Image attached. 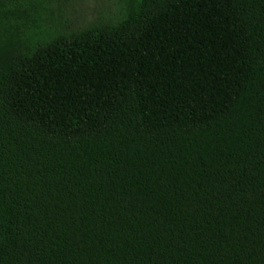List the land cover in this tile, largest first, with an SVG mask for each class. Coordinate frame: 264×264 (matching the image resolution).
<instances>
[{
  "label": "trees",
  "instance_id": "obj_1",
  "mask_svg": "<svg viewBox=\"0 0 264 264\" xmlns=\"http://www.w3.org/2000/svg\"><path fill=\"white\" fill-rule=\"evenodd\" d=\"M0 0V264H264V0Z\"/></svg>",
  "mask_w": 264,
  "mask_h": 264
},
{
  "label": "rangeland",
  "instance_id": "obj_2",
  "mask_svg": "<svg viewBox=\"0 0 264 264\" xmlns=\"http://www.w3.org/2000/svg\"><path fill=\"white\" fill-rule=\"evenodd\" d=\"M91 2H93V0H90V1H89V5H93V3H91Z\"/></svg>",
  "mask_w": 264,
  "mask_h": 264
}]
</instances>
